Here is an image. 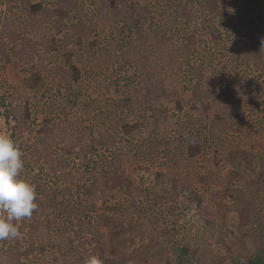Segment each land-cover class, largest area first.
<instances>
[{
	"label": "trees",
	"instance_id": "trees-1",
	"mask_svg": "<svg viewBox=\"0 0 264 264\" xmlns=\"http://www.w3.org/2000/svg\"><path fill=\"white\" fill-rule=\"evenodd\" d=\"M85 1L0 0V71L11 61L29 62L24 68L28 75L22 79L18 88L11 87L0 93L1 115L9 125V136L22 153L24 168L20 178L35 188L34 203L37 205L31 217L13 222L21 233L19 238L0 240V264H33L34 253H44L48 247L53 249L51 240L59 243L60 252L63 244L68 246L67 240L73 242L71 238L82 244L93 242L102 245L106 240H117L122 235L117 240L121 246L128 240L132 242L136 233L126 235L125 228L130 231L136 228L132 227V220L127 221L120 214L127 207L124 203L118 207L109 203L107 190L119 188L126 189L127 194H142L143 202L153 212L165 204H174L176 207L180 192H187L188 204L193 203L195 207L202 201L201 194L192 189L188 181L178 178L174 170L170 173L168 189L164 188L168 179H165V172L161 170L153 173L157 183L143 188L135 183L133 174L120 175L107 161L117 156L114 145L121 141V137L132 135L144 122L154 125L161 123L160 116L166 110L158 105L160 98H172L171 95H174L176 108L182 107L177 98L178 92L170 88L173 85H169L171 81L180 79V73L194 81L192 101L209 95V87L203 88L202 82L206 66L199 62L182 61L179 57L181 54L191 55L198 50V39H191L194 29L189 32L185 29L188 23L196 20V9L191 7L190 0H163L162 11L164 14L167 12L166 15L174 25L175 34H172L168 27H143L149 12L147 5L89 0L86 6ZM228 6L231 7L220 0H200L199 3L200 12L208 16L199 25L207 29L210 37L220 38L221 30L231 31L227 35L230 40V60L212 61V70L219 77L227 70L231 72L239 68L243 78L238 88L222 90L228 96L237 95L238 101L232 100V107L227 108V111H214L209 124L211 133H215L216 120L225 127L228 124L238 131L242 129L240 109L235 111L236 106L238 108L243 99L248 100L247 104L256 102L252 83H258L259 77L264 76V19L261 15L244 18L238 11L241 18L239 21L222 19L216 25V18L222 16ZM96 24L102 27V31L116 33L122 46L136 53V57L130 59L129 63L136 66L135 70L140 77L135 86L125 81L122 90L119 88L121 86L117 88L107 83L109 93L104 102L99 98L80 100L79 84L85 68L81 70L77 62L72 61L74 56L78 57V61H83L82 57L87 52L88 58L93 61L103 56L104 47H95L97 38L93 36V31ZM173 37L179 39L174 45L171 44ZM52 51L56 58L50 61ZM219 55L226 56L224 53ZM58 57H62V62L57 61ZM109 58L112 63L111 55ZM102 59L107 60L106 57ZM124 64H119V68L125 69ZM89 66L93 67L91 63ZM110 69L111 72L116 70L112 67ZM164 73L167 74L166 78H170L168 83L161 76ZM235 75L238 78L239 73ZM47 83L48 87H45ZM98 83L101 85V82ZM215 84L218 81L211 82V86ZM54 85L59 92L63 89L69 95V100L62 102L56 97H46L44 91ZM27 89L39 90L41 95H30ZM39 97H42V103ZM35 113L41 115L39 120ZM56 142H63L61 149L57 147L58 151L54 145ZM155 142L158 143L157 140ZM200 148L198 141L188 143L186 157H194ZM138 157L142 159V155ZM131 169L132 172H142L147 170V166L136 165ZM82 199L86 204L84 208H89L93 213L85 218L88 223L83 221L84 214L79 210ZM89 221L99 229L90 233L86 231ZM203 223H206L201 231L204 234L207 230L209 232L210 223L208 219H203ZM140 230L138 234L142 239L154 237L151 230ZM5 244L7 247H4ZM149 248L148 245L143 248L144 254H148ZM196 250L189 241L179 242L176 251L178 261L182 263L190 257L196 261ZM69 252L71 254L75 251L69 247ZM11 257L15 259L12 261ZM3 258L8 260L4 261Z\"/></svg>",
	"mask_w": 264,
	"mask_h": 264
},
{
	"label": "rangeland",
	"instance_id": "rangeland-1",
	"mask_svg": "<svg viewBox=\"0 0 264 264\" xmlns=\"http://www.w3.org/2000/svg\"><path fill=\"white\" fill-rule=\"evenodd\" d=\"M111 1L147 5L149 12L143 27L145 29L168 27L169 31L175 34L173 22L166 15L167 12L165 11L164 14L162 11L163 0ZM190 1L191 7L197 11L196 20L188 23L185 29L188 32L194 29L191 39H198V50L191 55L181 54L179 57L182 61L199 62L207 67L203 70L205 74L202 82L203 88L209 87V95L198 101H192V92L195 91L194 81L188 78V75L180 73V79L171 81L169 85H173L170 88L178 92L177 98L182 107L176 108L174 95H171L172 98H160L158 105L166 110L160 116L161 123L154 125L144 122L139 130L133 131L132 135L121 137V141L114 145L117 156L107 161L120 175L133 174L135 183L142 185L143 188L156 184L153 173L161 170L165 172V179H168L164 187L168 189L170 173L174 170L175 174L179 175L178 178L188 181L190 187L201 194L200 205L195 207L193 203L188 204L187 192H180L176 207L174 204H165L153 212L146 202H143L142 194L134 192L127 194L126 189L120 190L119 188L107 190L106 197L109 203L114 204L115 207L123 203L126 205L127 209L120 214L125 217V220H132V227L136 228L135 231L125 228L124 232V234L127 233L126 235L136 233L133 241L128 240L124 246H121L117 240L122 235L118 236L117 240L108 239L102 245L93 242L82 244L71 238L73 242L67 240L68 246L63 244L62 252H60L59 243L51 240L53 249L48 247L44 253H34L33 264H85V260L90 256L98 257L102 264H119V262L120 264H249L250 261L264 264V76L259 77L258 83H252V92L255 91L253 98L256 102L247 104L248 100L243 99L240 106L238 108L236 106L235 111L240 109L242 129L238 131L228 124L225 127L220 124L219 120H216L214 121L215 133H211L212 129L209 124L214 111L217 109L227 111V108L232 107L231 102L234 99L238 101L237 95L228 96L222 90L228 87L238 88L243 78L239 68L231 72L227 70L219 77L212 70L210 66L212 61L230 60V40L227 35L231 31L221 30L220 38L210 37L207 29L199 25L200 21L208 17L199 10L200 0ZM220 1L228 3L231 7H226L225 13L216 18V25H219L222 19L239 21L241 18L238 11L244 18L249 19L250 16L261 15L264 19V0ZM85 3L86 6L89 5V0ZM93 33V36L97 38L95 47H104L102 57H106L107 60L101 57L93 61L92 58H88L89 53L87 52L86 56L82 57L83 61H78V57L75 56L72 57V61H76L81 70L85 68L79 84L81 87L80 94H78L80 100L99 98L104 102L109 93L106 88L107 83L117 88L121 86L119 88L122 90L125 88V81L135 86L140 77L135 70L136 66L129 63L130 59L136 57V53L134 54L127 46H122L116 33L109 30L102 31V27L98 24L95 25ZM173 39L171 44L174 45L175 41L179 42L178 37H173ZM180 39L183 41L181 36ZM262 45H264V38ZM219 53H224L226 56L221 57ZM110 55L113 58L112 63H110ZM50 57H52L50 61L56 58L54 51L51 52ZM57 61L62 62V57H58ZM28 63L11 61L0 71V93L11 87L18 88L22 79L28 75L24 69ZM90 63L92 68L89 66ZM121 63H125V69L119 68ZM111 67L116 70L111 72ZM237 72L239 73L238 78L235 75ZM161 76L166 78L167 74L164 73ZM169 79L166 78L167 83ZM213 79L218 81V84L211 86ZM97 81L101 82V85ZM45 87H48V83ZM54 87L55 85L50 90L46 88L44 91L46 97H56L62 102L69 100V95L67 96L63 89L59 92ZM26 92L30 95L34 93L41 95L39 90L27 89ZM39 98L42 103V97ZM206 105L208 108L205 109ZM1 113L0 108V133L9 135V125ZM34 115L37 120L41 118L38 113ZM156 140L158 143L155 142ZM192 141H198L201 148L194 157H186V146ZM62 143L54 144L57 151V147L62 148ZM122 145L123 148H121ZM118 147L122 149L121 152ZM59 152L61 153L60 150ZM139 155H142V159L138 157ZM136 158L139 160L137 161ZM136 165L147 166V170L132 172L131 168ZM201 176L204 178L201 179ZM169 190L172 191L170 188ZM73 199L75 200V197ZM98 203L100 205V200ZM84 206L86 204L82 199L79 210L82 211L81 214H84L83 221L88 223L85 218L93 213ZM203 219H208L210 223L209 232L207 230L204 234L201 232L206 224L203 223ZM144 228L147 231L151 230L154 236L152 239H142L138 234V231ZM97 229H99L98 226L89 221L86 231L90 233ZM187 241L197 248L195 253L197 260L192 261L190 257L189 260H183L180 263L176 253L178 243ZM147 245L150 246V250L148 254H144L143 248ZM4 247H7V244ZM69 247L75 252L70 254ZM13 257H11L12 261L15 259Z\"/></svg>",
	"mask_w": 264,
	"mask_h": 264
},
{
	"label": "clouds",
	"instance_id": "clouds-1",
	"mask_svg": "<svg viewBox=\"0 0 264 264\" xmlns=\"http://www.w3.org/2000/svg\"><path fill=\"white\" fill-rule=\"evenodd\" d=\"M22 153L7 134L0 133V240L19 238L21 233L14 221L31 217L37 205L35 188L20 178L24 168ZM85 264H102L90 256Z\"/></svg>",
	"mask_w": 264,
	"mask_h": 264
},
{
	"label": "flooded vegetation",
	"instance_id": "flooded-vegetation-1",
	"mask_svg": "<svg viewBox=\"0 0 264 264\" xmlns=\"http://www.w3.org/2000/svg\"><path fill=\"white\" fill-rule=\"evenodd\" d=\"M252 264H256V262L250 261Z\"/></svg>",
	"mask_w": 264,
	"mask_h": 264
}]
</instances>
